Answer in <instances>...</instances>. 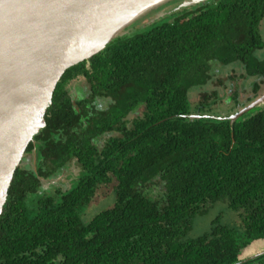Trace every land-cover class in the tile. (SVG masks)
Returning a JSON list of instances; mask_svg holds the SVG:
<instances>
[{"label": "trees", "instance_id": "16d2710c", "mask_svg": "<svg viewBox=\"0 0 264 264\" xmlns=\"http://www.w3.org/2000/svg\"><path fill=\"white\" fill-rule=\"evenodd\" d=\"M263 17L264 0H209L67 69L26 148L33 167L21 161L8 189L0 264H264V254L239 259L264 239V105L232 124L216 118L264 94V60L254 58ZM214 63L251 79V97L232 92L223 116L218 90L204 89ZM109 186L113 204L90 215ZM218 202L237 223L216 217L191 236L196 217Z\"/></svg>", "mask_w": 264, "mask_h": 264}, {"label": "water", "instance_id": "95a60500", "mask_svg": "<svg viewBox=\"0 0 264 264\" xmlns=\"http://www.w3.org/2000/svg\"><path fill=\"white\" fill-rule=\"evenodd\" d=\"M174 1L0 0V215L27 146L46 125L44 117L63 73ZM207 1L181 0L172 13ZM262 105L264 94L238 112L216 118L232 124Z\"/></svg>", "mask_w": 264, "mask_h": 264}, {"label": "rangeland", "instance_id": "374dc122", "mask_svg": "<svg viewBox=\"0 0 264 264\" xmlns=\"http://www.w3.org/2000/svg\"><path fill=\"white\" fill-rule=\"evenodd\" d=\"M181 0L171 2L167 5H163L162 7L152 11L146 17L138 20L133 26V29H141L147 26L148 24L157 21L156 19L160 17H164V14L172 13L174 7L179 4ZM131 30V31H132ZM260 34L264 41V17L260 23ZM254 58L263 61L264 60V47L260 50L254 52ZM212 70L214 72V80L210 83L209 86H205V90H213L217 89L219 92V96L222 97V102L215 107V112L219 115L223 116L229 110V104L232 103L229 101L228 96L232 95V92H237L238 94V101H245L248 97H251L248 84L251 79H242L240 78V74L242 73V69L237 67L236 65H231L227 67H222L219 64H212ZM218 78L224 81V85L217 86V83H214ZM71 91L75 94L77 91L76 85H74ZM200 90L192 91L189 94V98L191 102H197L200 97ZM264 93V85L261 87L259 94ZM33 160L34 155L31 154H24L22 158L23 164H29L30 167H33ZM65 172L61 175L60 178L57 180L47 181V183H59L58 181L63 178ZM46 187V185L44 186ZM114 202V196L111 191V186L109 187H101L97 194L95 195L92 204L90 205V215L95 214L101 210L108 208ZM216 207H212L208 210V212L203 216H197L193 229L191 232V236H198L206 232L211 224V221L218 217V220L221 224L224 225H234L237 223L238 219L237 216L226 206V204L222 202L216 203ZM89 216H87L88 218ZM91 218V217H90ZM264 251V239L258 240L256 243L251 245L249 248H246L241 251L239 258H251L256 254ZM249 258V259H250Z\"/></svg>", "mask_w": 264, "mask_h": 264}, {"label": "crops", "instance_id": "0c3cea01", "mask_svg": "<svg viewBox=\"0 0 264 264\" xmlns=\"http://www.w3.org/2000/svg\"><path fill=\"white\" fill-rule=\"evenodd\" d=\"M257 241H258V240H257ZM257 241H254L252 244H250V245L248 246V248H249L251 245L253 246V244L256 243ZM252 257H254V256H252ZM249 258H250V257H249ZM249 258H248V259H249ZM239 259H240L241 261L247 260L246 258H243V257H242V258H239Z\"/></svg>", "mask_w": 264, "mask_h": 264}, {"label": "flooded vegetation", "instance_id": "af4514ba", "mask_svg": "<svg viewBox=\"0 0 264 264\" xmlns=\"http://www.w3.org/2000/svg\"><path fill=\"white\" fill-rule=\"evenodd\" d=\"M74 85L72 84V87H73ZM69 93L70 94H74L72 91H71V89H70V91H69ZM75 95V94H74ZM251 258H253V257H251ZM246 259H248V258H246Z\"/></svg>", "mask_w": 264, "mask_h": 264}]
</instances>
